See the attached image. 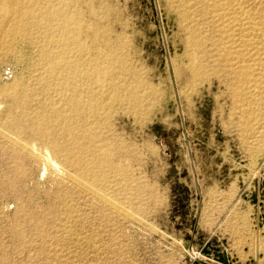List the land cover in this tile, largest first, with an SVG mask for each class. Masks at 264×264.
Segmentation results:
<instances>
[{
    "label": "rangeland",
    "instance_id": "obj_1",
    "mask_svg": "<svg viewBox=\"0 0 264 264\" xmlns=\"http://www.w3.org/2000/svg\"><path fill=\"white\" fill-rule=\"evenodd\" d=\"M21 2L67 35L0 39V264H264V0Z\"/></svg>",
    "mask_w": 264,
    "mask_h": 264
},
{
    "label": "bare ground",
    "instance_id": "obj_2",
    "mask_svg": "<svg viewBox=\"0 0 264 264\" xmlns=\"http://www.w3.org/2000/svg\"><path fill=\"white\" fill-rule=\"evenodd\" d=\"M220 2V1H219ZM49 4V3H48ZM215 6V5H214ZM56 7V6H55ZM29 8V7H28ZM24 4H22L21 0H0V39L6 40V45L5 47H3L4 49H9L12 50L15 48L14 43L16 41H23L24 39H26L28 32L32 30V28H40V26H37L36 24H34V20H35V16H33L34 14L28 9ZM31 9V8H30ZM65 13V12H64ZM67 13V12H66ZM57 15H55L54 12L50 11L49 9H40V20H42V25L43 27H41L43 30L42 38H46L49 34L47 33L48 30L52 29L54 26L52 25L53 21H56ZM38 23V22H37ZM39 24V23H38ZM40 28V29H41ZM36 29V31H37ZM33 31V30H32ZM35 31V32H36ZM41 31V30H40ZM64 26L62 24H58L56 25V31L54 33L53 36H48L50 38L55 37V39L57 41L61 40L65 35H67V33L65 34L64 32ZM74 31V29H73ZM76 31V30H75ZM34 33V32H33ZM38 33V32H37ZM36 33V34H37ZM40 33V32H39ZM31 35V34H29ZM19 36V37H18ZM39 37V36H38ZM41 38V37H40ZM240 40V39H239ZM55 42V40H54ZM54 42H52L54 44ZM60 42V41H59ZM59 44V43H58ZM64 44V43H63ZM22 45V44H21ZM41 45V44H40ZM65 46V45H64ZM18 47V46H17ZM20 47V46H19ZM19 47L17 49H19ZM31 47V46H30ZM45 47V46H44ZM66 47V46H65ZM51 47H46L41 54V58H40V63H42L43 65H45L47 67V80L44 81V84L46 87H49L48 83L53 84L57 89L59 90H63L65 88V86H67V79L64 77L65 73L69 74L71 76L72 79H79L80 77H82V75H84L82 72L79 71L78 67H77V62L74 61V59L67 61V58L64 57V54L68 52V49L63 50V52H60V55L57 56H53L52 51L50 49ZM55 48V47H53ZM21 49H23L21 47ZM41 49V48H40ZM72 50V48H71ZM18 52V51H17ZM21 52V50H20ZM75 52V51H74ZM19 53V52H18ZM69 53V52H68ZM36 54V52H35ZM34 54V55H35ZM76 54V53H75ZM32 55V54H31ZM68 55V54H67ZM17 56V55H16ZM28 57V56H27ZM31 57V56H30ZM37 57V56H36ZM35 58V56H34ZM73 58V57H72ZM19 59V58H18ZM22 59V57H21ZM29 61V60H28ZM80 61V60H79ZM92 61V60H91ZM113 62V61H112ZM241 63V62H240ZM239 63V64H240ZM35 64V62H34ZM69 66V67H68ZM29 67V66H28ZM71 67V68H70ZM65 68H70L69 70H65ZM34 70V67H33ZM40 71V70H39ZM38 71V72H39ZM36 76V75H35ZM97 77V76H96ZM86 79V78H85ZM75 81V80H74ZM77 84V82H76ZM53 88V87H52ZM79 88V87H78ZM111 89V88H110ZM7 90V89H6ZM108 90V89H107ZM18 91V90H17ZM29 92V91H28ZM29 95V94H28ZM33 95V94H32ZM45 95V94H44ZM93 96V95H92ZM27 97V95H26ZM33 97V96H32ZM132 97V96H129ZM128 97V98H129ZM24 98L25 95L22 96H15L14 100H15V107L13 105L14 108H11L9 110V113L12 114L14 112V109L17 107L18 108V104H23L24 103ZM27 99V98H26ZM69 100V99H68ZM131 100V99H130ZM19 101V102H17ZM90 102V101H89ZM92 102V101H91ZM96 102V101H95ZM136 102V101H135ZM77 104V106L79 107L81 105L80 102H75ZM106 103V102H105ZM137 103V102H136ZM97 104V103H95ZM101 104V103H100ZM103 104V103H102ZM138 104V103H137ZM99 105V104H98ZM140 106V105H139ZM99 107V106H98ZM27 108V107H26ZM95 110V109H94ZM43 111V110H42ZM6 112V111H5ZM22 114V113H21ZM76 115V114H75ZM75 117V116H74ZM77 117V116H76ZM85 117V116H84ZM55 119V120H54ZM52 120L54 121H58L60 122V124H63L64 122V117L61 115H58L57 113L53 115H51L49 112L45 114V116L42 119L43 125L44 126H49L50 124H52ZM88 121H90L88 119ZM45 123V124H44ZM14 126V125H12ZM20 126V125H19ZM87 128V127H86ZM89 129V128H87ZM65 131L68 133V131H71L70 129H66ZM47 131L45 129H38L37 133L40 136H43ZM31 133V132H30ZM33 133V132H32ZM3 135V134H2ZM8 135V134H7ZM30 135V134H29ZM33 136V135H32ZM3 137V136H2ZM6 139V137L4 138ZM5 141V140H4ZM50 141V140H49ZM7 142V139L6 141ZM15 142V141H14ZM13 142V143H14ZM19 142V141H18ZM11 143V142H10ZM21 144L23 142H20ZM9 144V143H8ZM15 144V143H14ZM83 145V144H82ZM20 146V145H19ZM18 146V147H19ZM14 147V145L12 146ZM18 147H14V148H18ZM53 148V147H52ZM78 145L75 143V141L72 143V149L69 150L70 152H68L70 155L77 153L76 150L78 149ZM24 149V148H23ZM108 149V148H107ZM14 150V149H12ZM21 150V149H20ZM19 150V151H20ZM97 150V149H96ZM109 150V149H108ZM107 151V150H106ZM35 152V151H33ZM39 152V151H38ZM26 153V152H25ZM30 153V152H29ZM37 153V152H35ZM10 154V152H9ZM30 155V154H29ZM46 157L44 156V160H45V164H47L48 166L52 167L53 170L55 169L56 171H59V167L56 164L55 161H53L50 153L48 151H46ZM16 158V157H15ZM89 158V157H88ZM37 159V158H36ZM42 160V159H41ZM38 161V160H36ZM43 161V160H42ZM107 161V160H106ZM106 161H103L102 163L98 164L101 167H105L108 163ZM109 162V161H108ZM97 163V162H96ZM79 164V166H82L81 168H88L90 169V165L87 166V163H83L81 165V162L77 163ZM46 166V165H45ZM96 166V165H95ZM93 167V166H92ZM51 168V169H52ZM84 168V169H85ZM104 169V168H103ZM54 170V171H55ZM16 171V170H15ZM55 171V172H56ZM101 172V171H100ZM14 173V172H13ZM65 173V172H64ZM15 174V173H14ZM68 174V173H67ZM86 177H90V173L89 170L86 169V171L84 172ZM25 176V175H24ZM24 176L21 177V179H24ZM63 176V175H61ZM68 176V175H67ZM73 176V175H72ZM66 177V176H65ZM69 177V176H68ZM100 177V175H99ZM27 178V177H25ZM75 178V177H74ZM2 179V178H1ZM76 179V178H75ZM70 180V179H68ZM79 181V179H77V182ZM19 182V181H18ZM73 183V182H72ZM76 183V182H75ZM81 183V182H80ZM79 183V184H80ZM84 183V182H83ZM86 185V183H84ZM74 185V184H73ZM76 186V185H75ZM62 197V196H61ZM37 215V214H36ZM20 216V215H19ZM44 217V216H43ZM39 227V226H38ZM15 233V232H14ZM13 233V234H14Z\"/></svg>",
    "mask_w": 264,
    "mask_h": 264
}]
</instances>
